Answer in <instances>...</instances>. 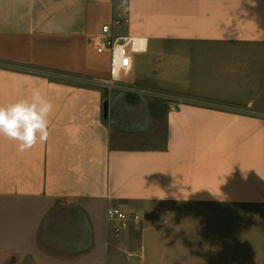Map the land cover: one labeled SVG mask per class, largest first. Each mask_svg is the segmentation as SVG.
Masks as SVG:
<instances>
[{"label":"crops","instance_id":"0c3cea01","mask_svg":"<svg viewBox=\"0 0 264 264\" xmlns=\"http://www.w3.org/2000/svg\"><path fill=\"white\" fill-rule=\"evenodd\" d=\"M114 17L147 48L108 90ZM33 88L48 139L0 136L6 264H264V228L231 233L264 214V0H0V106Z\"/></svg>","mask_w":264,"mask_h":264},{"label":"built area","instance_id":"2783aa9c","mask_svg":"<svg viewBox=\"0 0 264 264\" xmlns=\"http://www.w3.org/2000/svg\"><path fill=\"white\" fill-rule=\"evenodd\" d=\"M120 17H114L110 24L102 27L101 34L94 39L97 53L107 55L109 58V76L101 80L100 85L104 89L115 90L133 69V57L135 54L144 53L147 45L143 39H137L115 32V27L121 23ZM107 216L115 223L114 233L120 235L127 231L133 224H138V214L128 213L118 208L108 210Z\"/></svg>","mask_w":264,"mask_h":264},{"label":"clouds","instance_id":"9594fccd","mask_svg":"<svg viewBox=\"0 0 264 264\" xmlns=\"http://www.w3.org/2000/svg\"><path fill=\"white\" fill-rule=\"evenodd\" d=\"M53 110L52 101L39 88H33L28 98L0 106V136L17 141L21 152L29 150L48 139Z\"/></svg>","mask_w":264,"mask_h":264},{"label":"rangeland","instance_id":"374dc122","mask_svg":"<svg viewBox=\"0 0 264 264\" xmlns=\"http://www.w3.org/2000/svg\"><path fill=\"white\" fill-rule=\"evenodd\" d=\"M252 223L250 222V227L246 229L245 224H244V217L242 215L238 214H232V242L233 245L237 243L238 241V236L240 238V241H244L245 243H252L258 236H260V231L263 230L264 228V214H252ZM237 220H240V222H236ZM0 223L3 224L0 225V229L4 230V224H5V212L3 215L0 217ZM245 230L252 231L248 232L250 238L248 237L246 240V234ZM239 241V242H240ZM2 252V251H1ZM0 264H6V258L5 256L0 254ZM190 264H195V263H190ZM197 264V263H196ZM199 264H256V262H241V263H232V262H204V263H199Z\"/></svg>","mask_w":264,"mask_h":264}]
</instances>
